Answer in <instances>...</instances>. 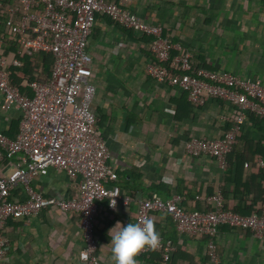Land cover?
<instances>
[{"label": "crops", "instance_id": "crops-1", "mask_svg": "<svg viewBox=\"0 0 264 264\" xmlns=\"http://www.w3.org/2000/svg\"><path fill=\"white\" fill-rule=\"evenodd\" d=\"M107 1L127 7L148 24L162 26L174 46L172 56L188 52L193 69L225 70L264 84V0ZM0 27L1 40V34L9 33L5 26ZM126 29L98 15L88 44L92 57L88 80L96 88L93 109L121 188L117 206L110 209L107 200L100 201L95 214L98 255L104 264H115L107 245L108 230L118 221L125 226L135 223L140 203L153 194L164 200L179 194L188 211H203V198L218 192L236 201L230 169L222 171L215 158L191 157L185 150L192 138H222L229 121L225 118L234 116L235 108L214 98L204 105L192 104L178 87L150 77L146 71L152 62L150 44L142 42L141 34L133 32L132 37ZM17 54L12 42L3 41L0 58L8 63V70L17 68L14 60L23 67L24 60ZM12 80L24 95L33 97L29 86L33 78ZM3 101L0 93V132L16 139L23 112L15 107L3 109ZM260 124L263 128L248 122L245 134L260 137L264 123ZM15 161L0 160V178L12 172ZM32 185L47 199L78 196L79 180H71L55 168L42 171ZM9 199L26 201L24 187L16 186ZM151 217L155 228L175 242V264H212L206 236L179 234L167 213ZM3 237L5 264H85L80 260L85 241L75 212L44 207L31 218L8 220ZM216 245L219 264H264V239L249 230L223 226ZM142 254L136 257L138 264H152V257Z\"/></svg>", "mask_w": 264, "mask_h": 264}, {"label": "built area", "instance_id": "built-area-1", "mask_svg": "<svg viewBox=\"0 0 264 264\" xmlns=\"http://www.w3.org/2000/svg\"><path fill=\"white\" fill-rule=\"evenodd\" d=\"M7 31L13 36L20 54H52V77L47 82L29 84L33 97L24 95L10 82L8 63L0 58V93L3 109L22 110L23 118L16 139L0 132V160L16 159L12 172L0 178V264H5L7 244L3 229L10 219H27L38 215L44 207L62 212H75L80 217L85 248L80 260L85 264H104L98 255L99 239L95 234L98 202L107 200L114 209L121 199L118 174L109 164L110 150L97 126L93 109L96 88L88 80L92 57L88 51L97 16H108L123 27L151 38L150 51L158 63L151 62L147 73L158 82L178 87L192 104L204 105L215 98L236 108L233 126L222 138H192L185 145L191 157L207 155L216 159L222 171L228 170V155L237 144V136L249 114L264 118V84L259 79L243 78L229 71H210L191 66V55L185 52L172 56L174 46L164 36L162 26L142 21L127 7L107 0H12ZM0 7L2 5L0 4ZM3 14H0V21ZM4 37L0 40L2 46ZM20 67L22 63L13 61ZM168 65V66H167ZM175 69V73H171ZM227 121L230 119L225 118ZM264 169V158L256 162ZM252 165L247 162L246 168ZM55 168L71 180H79L76 198H44L32 182L39 174ZM21 185L26 201H11L12 190ZM116 200V206L111 201ZM184 198L173 194L168 200L153 194L139 205L135 223L154 212L171 216L179 234L188 237L206 236L207 255L212 264H219L216 238L223 226L249 230L264 239V217L254 213L242 215L225 209V198L216 193L203 198L210 211H188ZM176 250L172 240L159 236L156 248L146 247L141 253L157 251L169 260Z\"/></svg>", "mask_w": 264, "mask_h": 264}, {"label": "trees", "instance_id": "trees-1", "mask_svg": "<svg viewBox=\"0 0 264 264\" xmlns=\"http://www.w3.org/2000/svg\"><path fill=\"white\" fill-rule=\"evenodd\" d=\"M0 4L2 5V7H0V14H3L0 25L5 26V29L7 30L8 21L16 19L15 16H12L7 13L8 10L14 6V1L0 0ZM133 32L135 31L131 30V32H129V35L132 36ZM1 36L4 37L5 43L12 42V45L15 46L17 50L19 49L12 35L1 34ZM142 36V42L149 45L151 42V38L145 35ZM150 54L152 62L158 63V60L151 51ZM18 56H20V58H23L24 65L20 68L17 67L15 69H9L10 82L12 85L16 86L12 78L30 77L33 78V81L40 82H47L51 79L52 69L54 65V57L52 54L40 52L34 54V56L32 57H27L26 54H19ZM37 59L38 61L36 62ZM171 73H175V69H171ZM235 115L236 113L234 114V116ZM234 116L230 117L226 132L229 131L230 128L233 126ZM248 122H252L258 125V128H263V126L259 125H261L260 123L262 122L264 123V118H261L256 114H249L246 123L242 126L241 130L238 133L237 144L233 147L232 152L228 155L227 168L231 171L232 184L234 187L233 193L236 196V201L229 200L228 194H225V209L242 215L248 216L256 213L259 216L264 217V169L259 168L256 165V162L259 158H264V130L260 131V134L262 133L260 137H255L257 139H255L254 136H247L244 131ZM246 162H249L252 166L250 168H246ZM238 204L240 206H238ZM213 209V206L210 207L205 204L203 212L210 211ZM154 213H152L151 216H153ZM170 221L173 222L175 228L177 229V225L173 221L171 216ZM155 229L158 233H160L158 231V226H156ZM159 236L166 240H172L171 238L165 237L162 233H160ZM173 243L175 245L174 241ZM175 248L177 250L176 246ZM176 250L171 254L169 260H165L162 256V253L157 251L146 252L143 253L142 256L152 257V264H175V255L177 253Z\"/></svg>", "mask_w": 264, "mask_h": 264}, {"label": "clouds", "instance_id": "clouds-1", "mask_svg": "<svg viewBox=\"0 0 264 264\" xmlns=\"http://www.w3.org/2000/svg\"><path fill=\"white\" fill-rule=\"evenodd\" d=\"M116 206V200L111 201ZM112 259L115 264H138L137 255L146 247L156 248L159 233L155 229V221L146 217L141 222H130L126 226L117 222L108 230Z\"/></svg>", "mask_w": 264, "mask_h": 264}]
</instances>
